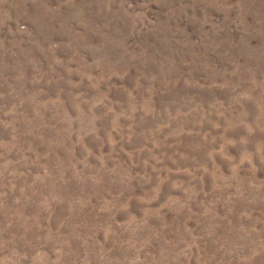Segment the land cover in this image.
Masks as SVG:
<instances>
[{
	"label": "rangeland",
	"instance_id": "374dc122",
	"mask_svg": "<svg viewBox=\"0 0 264 264\" xmlns=\"http://www.w3.org/2000/svg\"><path fill=\"white\" fill-rule=\"evenodd\" d=\"M0 264H264V0H0Z\"/></svg>",
	"mask_w": 264,
	"mask_h": 264
}]
</instances>
